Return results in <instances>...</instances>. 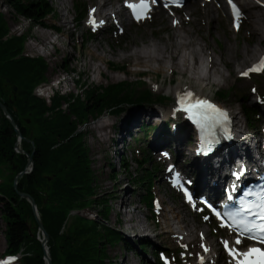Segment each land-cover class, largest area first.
<instances>
[{"label": "rangeland", "instance_id": "obj_1", "mask_svg": "<svg viewBox=\"0 0 264 264\" xmlns=\"http://www.w3.org/2000/svg\"><path fill=\"white\" fill-rule=\"evenodd\" d=\"M53 9V14L49 16L44 23L48 26L53 25L59 30L57 35L54 36L50 29L42 27L37 22H29L23 17H19L4 3L0 2V12L3 14L8 22L10 33L15 35H26V42L24 44V52L30 57L43 58L48 66L47 78L48 83L41 85L39 89L45 94L49 91V87L52 84L60 81L59 90L57 93H79V87L74 83V80L78 79V76H82L83 81L88 87L106 86L111 83H131L134 89L141 91L148 89L153 94V100L143 102L140 104H125L122 107L121 113L112 115L104 114L96 120H90L88 124L82 127L83 141L87 146L88 158L90 160V167L95 177V193L99 197L88 209H85L80 213L84 218H89L100 224L107 225L116 229L122 236L124 242H118L115 245H105L106 258L104 264H153L156 260H159V255L166 256L172 264H196L201 262V256H199L202 249L198 245L199 238L195 239V245H189V249L186 252L185 248L178 246L175 243H171L169 236L166 232H161V228L158 226L157 218L155 217V211L158 210L152 203L155 201L159 206L172 208L173 214L182 216L185 222L192 223V227L195 228V232L205 229L208 232L209 242L211 243V256L216 258L215 264H232L227 256L223 252V241H234L228 236L224 229L218 227L213 218L204 210L198 203L196 207L192 208L183 202L181 195L170 187L167 178L170 177L171 172H166L167 156L165 152H168L164 147H157L152 149L150 146L151 138L155 132L161 130L162 134L171 133V118L165 121L160 127L148 118H139L138 120H130L128 123L129 131L123 130L122 120L127 113L131 110L143 108L144 110L154 109L160 112V106L171 107L173 105L174 97L170 93L171 84L175 85L179 79L178 74L158 72H147L143 67H133L131 59L118 60V55L126 54L129 50L143 46L150 43L154 38L161 37L166 38L177 23L173 21L190 19L188 25H184L187 30H193L191 21L193 16L188 15L187 6L190 0H186L185 3L179 9H164L163 7L153 8L146 14L141 20L136 23L128 21L125 17V11L122 7V0H108L106 10L111 7L121 9L123 12L122 23L116 25L109 24L106 20H101L103 23L102 28H94L88 22L89 12L97 4L98 0H45ZM75 1L83 2L85 9H87L88 15L84 18L81 24H77L74 21L76 13L73 9ZM197 8H200V2H206L208 5V13L210 18L208 24L203 29L201 39L199 35L195 34L193 40L201 46H206V55L217 63V68L223 73L226 78V83L220 86L208 87L205 91L207 98L217 101L219 104L229 108L244 125V121L247 123L242 107H247L253 111V119L251 124L255 130H264V124L258 125L259 113L256 111V106L252 105V101L257 103H263L264 96V73L259 75H248L246 78L241 77V70L244 68L237 67V59L244 56V49L247 47L253 52H260L264 55V45L261 46L256 43V35L251 31H247V27L244 25V10H240L242 16L236 23L239 27H232L231 20L224 13L226 11L227 0H221L222 10L218 7L216 0H194ZM243 1V0H238ZM235 2V1H234ZM260 3H264V0H259ZM163 8V9H162ZM227 13V12H226ZM62 14V15H61ZM64 15V16H63ZM66 19L68 24L63 25L62 21ZM119 18L113 20L118 21ZM95 21V20H94ZM100 20L95 21L97 25H100ZM259 37L264 39V25L260 27ZM49 33L51 41L55 37L56 45L46 46L48 56L44 55L42 47L44 45L43 40L39 39L41 33ZM36 39V40H35ZM251 40V41H250ZM38 41V42H37ZM250 41V42H249ZM249 42V43H248ZM32 44L38 45L36 48L30 47ZM98 54L101 56V60L96 59L89 53ZM42 55V56H41ZM203 57L202 54L198 55L196 60L198 62V69L202 62H205L206 72H208V66L210 59ZM68 65L72 70V75H66L64 68L61 64ZM109 63L118 67H123L124 70L113 71L108 67ZM252 63V62H251ZM97 65L98 72H93V65ZM135 69H139V73H134ZM237 71V72H236ZM205 72V73H206ZM239 72V73H238ZM96 76L95 82L92 78ZM185 75L184 80H186ZM189 87L192 93L195 95L197 87L193 84L185 85ZM138 87V88H137ZM53 92L54 89H52ZM255 90V91H254ZM225 91L228 92L226 99L219 101L216 92ZM157 96H163L165 99H157ZM205 96V97H206ZM45 99V97L41 96ZM48 98V97H46ZM252 99V100H250ZM156 106V109L155 107ZM134 115V114H133ZM137 117V115H135ZM135 119V118H134ZM185 120V119H184ZM259 121V120H258ZM105 122L109 125L106 128L108 133L104 141L98 139V131L95 126L99 123ZM184 123V121H183ZM185 125V124H184ZM256 127H255V126ZM186 127V126H185ZM261 127V128H260ZM140 128V129H139ZM160 128V129H159ZM187 128V127H186ZM183 128V131H189ZM252 132V131H250ZM122 137V139H120ZM120 139V140H119ZM188 144L192 147V137L189 136ZM172 150V149H169ZM187 151H185L186 153ZM164 155V156H163ZM186 156V154H184ZM164 160L160 162L157 158ZM166 160H165V159ZM120 159L127 166L123 169L120 165ZM145 159L150 162L149 165H144L141 169L137 165V161ZM170 161L173 162L172 157ZM148 171H154L151 184V198L150 209H148L143 203V199L147 196L146 184H135L134 178L145 176ZM116 173V179L111 178L112 173ZM7 176V175H6ZM0 173L1 188L10 189L9 177ZM162 177V178H161ZM154 178V179H153ZM124 191H128L127 198L131 205L129 209L138 208L141 213L139 217L143 219L145 216L151 228L152 234H157L156 237L140 238L134 237L132 230L126 231V226L123 223V210L117 205L116 187ZM123 191V192H124ZM123 193L118 192V196ZM203 195V194H198ZM103 201L105 205L103 208L108 209V215L106 218L102 217L100 203ZM159 202V203H158ZM118 217L116 220L115 212ZM207 217V219H205ZM104 218V219H103ZM116 220V221H115ZM0 228L3 229L2 223ZM160 233V234H159ZM203 233V231H202ZM126 234V235H125ZM126 243V245H124ZM149 244L157 249V255L152 254L150 248L146 247L145 252L141 250L140 245ZM5 249L4 240L0 234V258ZM2 258L0 259V261Z\"/></svg>", "mask_w": 264, "mask_h": 264}, {"label": "trees", "instance_id": "obj_2", "mask_svg": "<svg viewBox=\"0 0 264 264\" xmlns=\"http://www.w3.org/2000/svg\"><path fill=\"white\" fill-rule=\"evenodd\" d=\"M6 4L15 15L29 22H37L44 27V21L53 14V9L45 0H0ZM73 9L74 20L81 24L86 9L83 2L75 1ZM7 20L0 12V103L15 122L21 138L32 132L35 143L45 147L52 187L48 206L42 224L45 232L60 243V248L66 264H104L105 245H115L124 242L121 234L114 228L100 224L79 213L88 209L99 197L95 193V177L90 167L88 148L83 141L82 127L90 120H96L104 114L121 113L125 104H142L153 100V93L148 89L138 91L131 83H111L106 86L88 87L82 76H78L75 84L79 93H54L48 100L33 94L34 89L48 83L46 61L41 57L24 56L26 35L9 34ZM65 72L68 65L62 63ZM113 71L124 70L109 63ZM72 71V70H71ZM16 91H13V88ZM138 88V87H137ZM219 101L226 99L228 92L215 93ZM157 99L164 100L163 96ZM249 127H252L253 111L242 107ZM20 113L22 118H20ZM25 116V117H24ZM29 117L30 122L26 124ZM25 118V121H24ZM140 129V128H139ZM11 126L0 110V173L5 175L13 160V148L17 137L10 132ZM23 143L21 139L20 145ZM150 162L145 159L137 161L141 169ZM123 169L127 166L120 159ZM154 171H148L145 176L132 178L135 184H146L147 196L143 199L150 209L152 176ZM7 177V176H6ZM111 178L116 179L113 172ZM154 179V178H153ZM36 197L40 196L39 185L34 186ZM102 217L106 218L108 209L100 201ZM103 218V219H104ZM0 234L5 243L2 255H17L16 264H41L40 257L25 248L23 243L24 223L17 207L15 196L10 189L1 188L0 184ZM37 235V227H35ZM38 241V240H37ZM126 245V243H124ZM42 254V248L38 241ZM49 255L50 249L48 243ZM151 247L152 254L157 249L149 244L140 245L145 252ZM1 255V256H2ZM153 264H160L158 260Z\"/></svg>", "mask_w": 264, "mask_h": 264}, {"label": "bare ground", "instance_id": "obj_3", "mask_svg": "<svg viewBox=\"0 0 264 264\" xmlns=\"http://www.w3.org/2000/svg\"><path fill=\"white\" fill-rule=\"evenodd\" d=\"M107 1L108 0L97 1V4L93 7L95 11L89 12L88 22H90V20H106L109 24L111 23V25L123 22L122 19L120 20L124 15L121 9L115 7H111L108 10L105 9L108 3ZM234 1L240 10H244L245 19L243 28L247 27V31H251L252 34H255L257 39L256 43L263 46L264 39L259 37L258 29L264 25V3L262 4L258 2V0ZM195 2L194 0H190L187 6V9H189L188 15L194 17L193 21H191L193 30L184 28V25L190 23V19H179L177 24L170 29L166 38H154V40H151L148 44L131 49L126 54L118 55L117 59L119 61L131 59L133 67H143L147 72H166L170 74L176 72L179 76L177 83L175 85L171 84V88L169 89L174 97L171 107L160 106V112L154 109L144 110L143 108L131 110L127 113L125 118H123L122 127H124L123 130L129 131V121L138 120L143 117L153 120V122L160 127L165 121L171 118L173 120L170 123L172 134H162L161 130H158L153 134L150 146L152 149L157 147H164L167 149L170 157H172L174 161L175 171L181 173L182 176L189 181L195 194H206L209 197H213L216 194H220L222 185L227 181V177H229L227 174L229 171L236 170L238 166H244L246 171L245 176H247L251 169L257 165V162L261 160V156H264V130L254 131V129H250L252 127H249L245 121L243 125L241 120L237 117V114L230 110L233 117V128L229 143L216 146L207 154H202L196 149L194 144H192V147L188 144L191 133L187 130L183 131V128H186L184 125L185 118L179 112V104H177L178 96H181L185 92L192 93L189 87L185 86L188 84H193L197 87V92H195L196 97H205L206 95L204 93L208 87L220 86L226 83V78L217 68V63L213 61L212 58L210 59L208 57L209 55H206V46H201L193 40L195 34L199 35L201 39L203 38L202 31L207 26L210 18L207 3L203 1L200 2V8L198 9ZM216 3L222 10V1L216 0ZM224 13L227 15L225 10ZM117 18H119V20L113 22V20ZM62 24H68V21L64 19ZM58 37L59 36L55 38L52 37L54 40L51 42L49 33L43 32L39 35V39L43 40V46L51 45V43L56 45ZM30 47L34 49L38 47V45L32 44ZM242 50L245 54L237 59L235 64L239 68H244L246 66L244 69H248L251 62L257 61L261 56H264L260 52H253L247 47ZM89 54L101 60L100 55L93 54L92 52ZM200 54H202V58L205 57L207 60L208 58L210 59L208 72H206V68L202 66V64L199 67V72H196L198 69L196 58ZM44 55L48 56L49 54L46 53ZM92 70L93 72H98L99 68L95 64ZM138 70L139 69H135L134 73H139L135 72ZM244 71L245 70H241L239 72L242 73ZM185 75H187L186 80H184ZM96 79L97 77L94 76L92 81L95 82ZM255 102L256 101L253 100L252 103L254 104L252 105L257 107L256 111L259 113V121L257 120L256 125L258 129V125L264 124V99L261 100L263 103H259V101L257 103ZM153 107L156 109V106ZM135 115H137V117ZM20 118H22L23 121L21 113ZM29 122L30 119L28 117L26 119V124H29ZM107 127H109V125L105 122L95 126L98 131V139L101 141H104L108 135L106 132ZM21 139H23V143L20 145ZM120 139H122V137ZM185 151L187 152L185 153ZM184 154H186V156ZM157 160L163 163L165 162L160 158H157ZM7 176L9 177L11 190L15 196L16 204L25 226L23 231L24 246L40 257L41 264H48L46 258L40 252L35 227L41 225V228H43L42 219L44 218L48 206L52 182L45 147L35 143L32 132L20 138L19 144H15L13 148V160L7 170ZM36 184L39 185L40 189V196L38 198L36 197L34 188ZM114 190H117V194L112 197L119 199L117 200L119 211L121 208H124L122 214L126 231H134L133 235L136 238L148 239L156 237L157 234H152L151 232V228L147 223L148 219L145 216H143V219L139 217L141 211L138 208L129 209L131 203L127 198L128 191H124L118 186ZM119 190L123 193V196H118ZM118 207L116 209L117 212H115L116 220H118ZM155 217L157 218L158 226L161 228L160 233L166 232L170 242L185 248L186 252L190 247L189 245H195V239L199 238L198 245L202 249L199 256L203 259L196 264L215 263L211 256V243L208 241L209 238L206 229L205 234L204 230L195 232V228L191 226L192 223L185 222L182 216L173 214L172 208H164L162 205L155 211ZM46 240L50 249L51 264H66L59 241L51 238L48 234ZM232 242L234 241H230V244ZM201 245L207 248L208 251L205 252Z\"/></svg>", "mask_w": 264, "mask_h": 264}, {"label": "snow or ice", "instance_id": "obj_4", "mask_svg": "<svg viewBox=\"0 0 264 264\" xmlns=\"http://www.w3.org/2000/svg\"><path fill=\"white\" fill-rule=\"evenodd\" d=\"M139 3L141 5L155 4L156 0H139ZM228 4L232 10L234 22L233 26L238 28L239 25L236 23V21L241 18L242 13L240 12L239 8L233 3V0H228ZM165 6L167 7V5ZM129 7L133 6L129 5ZM92 11L94 12L95 9H93ZM146 11H150V8L146 9ZM133 14L134 16L136 15L135 12ZM90 22L96 24V22L93 20H90ZM99 23L102 24L103 22L101 21ZM173 23L175 24L177 22L173 21ZM250 73H264V57H261L260 61L257 64H254L251 68L242 72L241 75L247 77ZM182 99H186L187 101L191 102L193 108H195L196 105H207L208 108L213 109L219 115L224 116L225 118L227 116L226 113L217 109L215 105L210 104L206 100L197 99L191 92H185L182 94V96H178L177 104H180ZM184 110L188 111L187 108H185ZM233 175L239 178L238 173H233ZM245 195H252V193H246ZM249 203L251 204L250 207H245L244 204H241L237 212L224 214L226 216L232 217L235 221V223L232 225L233 230L238 229L237 238L234 242L230 244V242L227 240L223 241L224 248L232 258L233 264H264V247L250 246L244 251H241L238 247H236L242 243V235L246 236L250 240H254L258 244H264V189L261 190L259 199L257 201ZM243 213H246L247 217H251V219H235L238 215H241ZM217 215L219 216L221 214L217 213ZM205 219H207V217H205ZM257 221L260 222L258 223ZM201 247L204 248L203 245H201ZM204 251L207 252L208 249L204 248ZM202 259L203 258H201V261Z\"/></svg>", "mask_w": 264, "mask_h": 264}, {"label": "water", "instance_id": "obj_5", "mask_svg": "<svg viewBox=\"0 0 264 264\" xmlns=\"http://www.w3.org/2000/svg\"><path fill=\"white\" fill-rule=\"evenodd\" d=\"M14 92L16 91V88L13 89ZM0 109L2 111V114L3 116L9 121V124L11 126V131L10 132H14L15 135L18 137V141L17 143L19 142V139H20V133L19 131L17 130L13 120L11 119V117L9 116L8 112L6 111L5 107L0 103ZM37 239L41 245V248H42V255L46 258L47 260V263L48 264H51V261H50V255H49V251H48V247L46 246V243H47V234L46 232L44 231L43 228H41V225H38L37 227Z\"/></svg>", "mask_w": 264, "mask_h": 264}]
</instances>
